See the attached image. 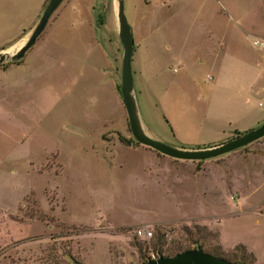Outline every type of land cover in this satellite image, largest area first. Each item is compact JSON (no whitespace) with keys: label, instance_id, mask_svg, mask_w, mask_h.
Returning a JSON list of instances; mask_svg holds the SVG:
<instances>
[{"label":"rangeland","instance_id":"1","mask_svg":"<svg viewBox=\"0 0 264 264\" xmlns=\"http://www.w3.org/2000/svg\"><path fill=\"white\" fill-rule=\"evenodd\" d=\"M46 2L27 32L0 34V48L23 43ZM114 12V0H63L23 57L0 64V264H140L134 245L156 257L160 235L162 256L198 246L264 264V137L201 162L137 144ZM123 13L148 136L183 148L233 137L193 145L172 127L195 123L189 107L205 104L218 71L233 86L256 80L259 117L239 133L264 121V47L252 45L264 46V0H124Z\"/></svg>","mask_w":264,"mask_h":264},{"label":"water","instance_id":"2","mask_svg":"<svg viewBox=\"0 0 264 264\" xmlns=\"http://www.w3.org/2000/svg\"><path fill=\"white\" fill-rule=\"evenodd\" d=\"M63 0H47L41 10L37 21L33 25L25 41L16 49L8 52L0 50V64L16 62L23 57L25 52L34 44L43 31L49 17ZM124 0H114L115 20L117 27V39L122 51L120 66V100L125 110L128 127L132 139L139 145L144 146L156 153L173 160L201 162L217 158L234 152L250 143L264 137V121L257 127L246 132L230 137L228 140L209 147L183 148L170 146L148 136L142 126L139 117L137 102L134 95L133 78L131 72V56L133 42L131 31L123 13ZM72 264H78L73 262ZM141 264H235L227 259L204 252L200 247L184 250L172 256L157 255L153 259L146 260Z\"/></svg>","mask_w":264,"mask_h":264},{"label":"crops","instance_id":"3","mask_svg":"<svg viewBox=\"0 0 264 264\" xmlns=\"http://www.w3.org/2000/svg\"><path fill=\"white\" fill-rule=\"evenodd\" d=\"M44 1L0 0V34H5L6 30L14 31L16 34L22 31L27 32ZM25 20L27 21L25 22ZM27 23L28 25H26ZM26 26L27 31L24 29ZM229 76L230 74L226 72L218 71L213 76L206 77L207 81H212V84L209 85L205 95L203 94L205 104L189 107V114L196 121L191 125L182 124L179 129L172 126L175 136L181 139L176 134V129L184 130L194 135L195 140H191V143L196 144L193 145H199L198 142L202 143L200 145H205L203 142L218 143L230 137L234 131L245 130L257 121L259 116L255 113L256 108L253 100V88L256 86V80L250 77L248 82L233 86L229 81ZM181 87L189 88V92L197 89L193 81L188 86L182 84ZM163 88L164 86L157 87L158 92H161ZM189 114L186 113V116ZM199 137L210 140L200 141Z\"/></svg>","mask_w":264,"mask_h":264},{"label":"trees","instance_id":"4","mask_svg":"<svg viewBox=\"0 0 264 264\" xmlns=\"http://www.w3.org/2000/svg\"><path fill=\"white\" fill-rule=\"evenodd\" d=\"M8 47V46H7ZM7 47H5V48H0V50L1 49H6ZM239 134V132H237V131H234L233 133H232V135L233 136H236V135H238ZM120 140V142H122V143H124V144H129V143H133V141H132V139L131 138H129V139H123V138H120L119 139ZM161 237H162V235H160V237H156L155 239H154V242L152 243V251H155V252H157V254L158 255H160L161 253H160V250H159V248H158V245L160 244V239H161ZM196 245V244H195ZM134 247L136 248V251H137V253H138V255H139V257H140V264L141 263H143V262H145L146 260H149L151 257L149 256V257H145L143 254H142V251H141V248H140V246L138 245V244H136V245H134ZM238 248H240L241 250H243V252H244V248H243V246H237L236 247V249H238ZM206 253H209V254H211V255H214V256H217V257H220V255L217 253V251H211V252H208V251H205ZM154 256V255H153ZM164 256H166V255H164ZM155 257V256H154ZM250 257H251V259H252V255H250ZM240 259H243V258H240ZM227 260H229V261H231V262H233V263H235V264H244V262L243 261H237V260H235V259H227Z\"/></svg>","mask_w":264,"mask_h":264},{"label":"built area","instance_id":"5","mask_svg":"<svg viewBox=\"0 0 264 264\" xmlns=\"http://www.w3.org/2000/svg\"><path fill=\"white\" fill-rule=\"evenodd\" d=\"M253 46H258L260 48H263V43L259 41H252ZM134 235L140 240L148 241L151 237V232L148 231L146 228H136L134 230ZM150 259L155 258L153 255H150Z\"/></svg>","mask_w":264,"mask_h":264},{"label":"bare ground","instance_id":"6","mask_svg":"<svg viewBox=\"0 0 264 264\" xmlns=\"http://www.w3.org/2000/svg\"><path fill=\"white\" fill-rule=\"evenodd\" d=\"M21 44H22V43L20 42V43H18V44L15 45V46H11V47H9L6 51L10 52V51H12L13 49H16L17 47H19Z\"/></svg>","mask_w":264,"mask_h":264}]
</instances>
